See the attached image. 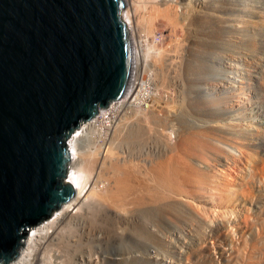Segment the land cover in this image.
Here are the masks:
<instances>
[{
	"label": "bare ground",
	"instance_id": "obj_1",
	"mask_svg": "<svg viewBox=\"0 0 264 264\" xmlns=\"http://www.w3.org/2000/svg\"><path fill=\"white\" fill-rule=\"evenodd\" d=\"M188 1L203 34L173 53L132 37L137 12L148 10L153 37L160 22H184L185 1L125 0L129 85L75 130V195L27 232L8 264H264V27L250 50L234 33L254 27L264 0L248 10ZM206 13L219 18L215 34ZM217 33L233 37L231 50Z\"/></svg>",
	"mask_w": 264,
	"mask_h": 264
},
{
	"label": "water",
	"instance_id": "obj_2",
	"mask_svg": "<svg viewBox=\"0 0 264 264\" xmlns=\"http://www.w3.org/2000/svg\"><path fill=\"white\" fill-rule=\"evenodd\" d=\"M125 0H0V264L75 195L68 142L120 100L133 56Z\"/></svg>",
	"mask_w": 264,
	"mask_h": 264
},
{
	"label": "rangeland",
	"instance_id": "obj_3",
	"mask_svg": "<svg viewBox=\"0 0 264 264\" xmlns=\"http://www.w3.org/2000/svg\"><path fill=\"white\" fill-rule=\"evenodd\" d=\"M172 1L174 2H179V3H183V1H185L184 2V6H188V5H186L187 3L188 4H190L189 3V1L187 2V0H171V3H172ZM182 1V2H181ZM219 0H217V1H215V3L216 4H218L219 2H218ZM237 1V0H236ZM252 0H238V3L237 4H234L236 7L238 6L239 8H240V10H242V9H246V10H248V8H251V5H252ZM242 4V5H241ZM179 6H180V4H178ZM219 5V4H218ZM254 5H257V4H254ZM192 6V7H191ZM181 7L182 6H180L179 7V10L180 11H182L181 10ZM186 7H184V9H185V11H184V20H182V16H181V12H179V14L177 15V17L180 19H176L177 21L179 20L180 22L181 21H184V22H182V23H179V27L178 26H174V24H175V22H173V23H171L170 25H168V22H165V21H163V22H160V24L158 23L157 24V28H156V30L154 31V35H153V37H151L150 35V33L148 32V30H147V25L146 24H148L147 23V21H148V16L147 15H149V13H146L145 11H147L148 12V10L147 9H145V8H140L139 10H138V12H137V14H138V16H137V18H138V26L139 25H141L140 27H138V29H139V33H137L136 32V34H132V37H134L135 39H138L139 40V37L141 36V39L143 40V43L144 42H146V41H144V40H148V42H150L151 43V41H155L156 42V47L159 49L160 48V50H163V51H166L165 49H167V50H170L171 52L173 51V50H177V52H178V50L180 51L181 50V47H185L187 44H188V42H189V40H191V39H194V40H198L197 38L195 39L194 37H196V36H198V35H196V32H198V33H200V34H203V30L202 29H199V27H197L196 25H194V17L195 16H193V12L195 11V7L193 6V4L191 3L187 8ZM193 8V9H192ZM239 8H236V9H238L239 10ZM242 8V9H241ZM191 9H192V11H191ZM188 10V11H187ZM254 11L256 10L255 8L253 9ZM141 11V12H140ZM140 12V13H139ZM208 13L209 12H211L210 10H208L207 11ZM240 11H237V12H235V13H233V14H231V16H230V19H233V18H238L239 16H243V13L241 12V13H239ZM187 13V14H186ZM204 15H206V16H204ZM203 15V17H205L206 18V20L207 21H209V19H210V21H211V27H209V31H211V34H215L216 32H217V30H216V23H217V20L219 19L218 17H214V16H211L210 17V15H208L207 13L206 14H204ZM190 16V17H189ZM264 16V15H263ZM254 17V18H252V15H251V17H249V21H250V24H252V26H254L253 28L251 27V28H248L247 30H249L250 32H252V33H250L249 31L248 32H242L241 31V26L240 25H238V24H236L237 26H235L234 27V33H235V37H237L238 39H240V40H238V39H236L237 41H240V42H243L242 43V46H243V48H245L244 50H250V49H253V47L255 46H257V45H253V44H255V43H253V42H251V40L252 41H255L254 40V37L253 36H255V34L253 35V30H256L255 28H258V29H261L262 27H264L263 25H264V17ZM147 17V18H146ZM219 17H221V15L219 16ZM246 17V16H245ZM244 17V18H245ZM146 18V19H145ZM186 18V19H185ZM207 18H209V19H207ZM213 18V19H212ZM216 18V19H215ZM218 18V19H217ZM240 18V17H239ZM246 19H247V17H246ZM146 20V21H145ZM191 20V21H190ZM222 19L220 18V21H221ZM172 21H174V20H172ZM213 21V22H212ZM215 21H216V23H215ZM219 21V20H218ZM144 23V24H143ZM166 23V24H165ZM177 24V23H176ZM183 24V25H182ZM233 24V23H232ZM259 24V25H258ZM261 24V25H260ZM145 25H146V27H145ZM181 25H182V27H181ZM213 25V26H212ZM256 25V26H255ZM171 26V27H170ZM183 26H184V28H183ZM240 26V27H239ZM259 26V27H258ZM261 26V27H260ZM145 27V28H144ZM176 27V28H175ZM178 27V28H177ZM194 27V28H193ZM213 27V28H212ZM237 27V28H236ZM177 29V30H176ZM189 29V30H188ZM192 29V30H191ZM236 29H237V32H236ZM252 29V30H251ZM244 33V34H243ZM140 36H139V35ZM218 34V33H217ZM251 34V35H250ZM264 34V33H263ZM137 35V36H136ZM148 35V36H147ZM247 35V36H246ZM218 36H219V40L218 39H216V42L218 43V45L220 46H222L221 48H219V49H223V48H225L224 49V51L227 49V51L228 50H231L232 49V46L233 45H231L232 43H231V41L229 40L228 41V39L229 38H233V37H230V36H228L227 34H224V35H219L218 34ZM233 36H234V34H233ZM249 36H250V38H249ZM225 37V38H224ZM235 37H234V39H235ZM251 37H252V39H251ZM148 38V39H147ZM247 38H248V40H247ZM264 38V37H263ZM130 39H131V36H130ZM152 39V40H151ZM242 39H244V40H242ZM132 41V40H131ZM174 41V42H173ZM245 41V42H244ZM229 42V43H228ZM256 42V41H255ZM187 43V44H186ZM176 45V46H175ZM224 45V46H223ZM251 45V46H250ZM262 45H264V40H263V42H262ZM173 46V47H172ZM178 46V47H177ZM179 46H181L180 48H179ZM167 47V48H166ZM249 47V48H248ZM251 47V48H250ZM218 49V50H219ZM217 50V51H218ZM262 50H263V48H262ZM176 51L174 52L173 51V53H177ZM179 53V52H178ZM258 57H262V54L259 56L258 55ZM177 58H178V56H177ZM263 107H264V105H263Z\"/></svg>",
	"mask_w": 264,
	"mask_h": 264
}]
</instances>
